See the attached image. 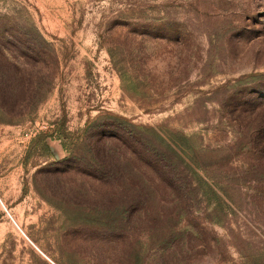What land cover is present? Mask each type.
Instances as JSON below:
<instances>
[{
    "label": "rangeland",
    "instance_id": "obj_1",
    "mask_svg": "<svg viewBox=\"0 0 264 264\" xmlns=\"http://www.w3.org/2000/svg\"><path fill=\"white\" fill-rule=\"evenodd\" d=\"M0 75V264H50L11 217L55 264H264V150L236 142L264 118V0H0ZM121 119L198 153L189 202L38 173L82 167L88 136Z\"/></svg>",
    "mask_w": 264,
    "mask_h": 264
},
{
    "label": "trees",
    "instance_id": "obj_2",
    "mask_svg": "<svg viewBox=\"0 0 264 264\" xmlns=\"http://www.w3.org/2000/svg\"><path fill=\"white\" fill-rule=\"evenodd\" d=\"M5 86H8L7 78L0 75V102L4 104L9 99ZM261 110L264 111V106L260 108ZM256 114L259 119L246 123V119L240 121L242 133L236 142L241 144L246 138L251 148L257 145L262 146L264 150V118L261 114L257 112ZM121 120L120 125L103 126L88 136L89 140L84 146L81 158L84 162L82 167L74 168L75 160H69L60 164H46L38 173L46 179L54 178L62 182L64 178L69 177L70 171H74L73 175L88 177L91 180L88 182L92 183L90 186L95 187L97 183L103 189L105 199L111 201L114 198H121L139 207L151 202L159 204L189 202L193 183L182 169V165L187 161L190 166H200L198 153L191 150V155L186 151L179 155L160 136V133H165L168 128L165 124L135 125ZM262 181L263 177L252 180L256 185L252 186L254 197L258 199L264 198V191L259 186ZM215 184L219 185L220 182L215 180ZM67 192L79 197L88 193L83 184L82 187L70 188Z\"/></svg>",
    "mask_w": 264,
    "mask_h": 264
},
{
    "label": "built area",
    "instance_id": "obj_3",
    "mask_svg": "<svg viewBox=\"0 0 264 264\" xmlns=\"http://www.w3.org/2000/svg\"><path fill=\"white\" fill-rule=\"evenodd\" d=\"M9 214V213H8ZM11 217V216H10ZM12 221L15 223L16 227L20 230V232H22V234L24 235V237L45 257L49 260V258L41 251L39 250V248L25 235V233L21 230V228L16 224V222L13 220V218L11 217Z\"/></svg>",
    "mask_w": 264,
    "mask_h": 264
},
{
    "label": "crops",
    "instance_id": "obj_4",
    "mask_svg": "<svg viewBox=\"0 0 264 264\" xmlns=\"http://www.w3.org/2000/svg\"><path fill=\"white\" fill-rule=\"evenodd\" d=\"M49 258V257H48ZM47 259V258H46ZM48 262H50V264H55L50 258L49 260L47 259Z\"/></svg>",
    "mask_w": 264,
    "mask_h": 264
}]
</instances>
